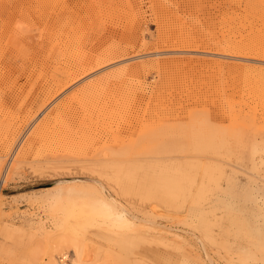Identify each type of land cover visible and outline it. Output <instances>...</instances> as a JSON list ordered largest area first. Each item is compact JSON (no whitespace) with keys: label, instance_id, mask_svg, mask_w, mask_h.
I'll use <instances>...</instances> for the list:
<instances>
[{"label":"rangeland","instance_id":"rangeland-1","mask_svg":"<svg viewBox=\"0 0 264 264\" xmlns=\"http://www.w3.org/2000/svg\"><path fill=\"white\" fill-rule=\"evenodd\" d=\"M0 192V264H264V0H0Z\"/></svg>","mask_w":264,"mask_h":264},{"label":"bare ground","instance_id":"bare-ground-1","mask_svg":"<svg viewBox=\"0 0 264 264\" xmlns=\"http://www.w3.org/2000/svg\"><path fill=\"white\" fill-rule=\"evenodd\" d=\"M230 48V47H229ZM230 50H232V52H235V53H237L238 52V49L236 48V47H232ZM104 62V61H103ZM102 61H101V64L103 63ZM15 158V157H14ZM15 160V159H14ZM14 162V161H13ZM110 171H112V169H111V167H109V166H103L102 167V174H109V172ZM115 171V170H114ZM116 179L118 180V177H116ZM1 193V192H0ZM2 195V194H1ZM1 197L2 196H0V200H1ZM3 199V198H2ZM106 204H107V206H108V208L110 209V210H112V212H115L116 213V211L114 210V206L113 205H111V203L110 202H106ZM147 232V231H146ZM72 249H73V251H74V254H75V258L72 260V264H86L87 263V261H86V259H85V257H84V254H83V251H82V249H81V247L78 245V244H72ZM62 253H63V255L66 257V258H70V256L68 255V252H67V250L65 249V250H62ZM209 259H210V257H209ZM49 264H56V260L54 259V258H51V261H50V263ZM65 264H68V263H65Z\"/></svg>","mask_w":264,"mask_h":264}]
</instances>
